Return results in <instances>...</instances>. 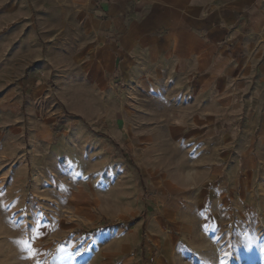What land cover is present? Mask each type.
<instances>
[{"label":"rangeland","instance_id":"obj_1","mask_svg":"<svg viewBox=\"0 0 264 264\" xmlns=\"http://www.w3.org/2000/svg\"><path fill=\"white\" fill-rule=\"evenodd\" d=\"M25 1L23 14L0 10V264H264V151H257L252 139L249 166L225 169L235 176L247 171L230 207L219 214L220 209L206 206L204 215L182 216L190 226L182 230L176 248L163 253L158 246L150 252L141 249L137 240H144L149 217L142 211L131 215L137 201L130 200L127 183L116 182L130 169L135 181L164 173L149 166L140 171L131 145L144 135L164 136L175 121L158 116L169 107L150 102L142 89L128 95L132 89L108 88L94 67L81 65L86 56H94L90 34H80L79 23L71 30L59 23L63 15L83 16L76 3L68 8L65 0ZM70 31L76 33L69 36ZM116 112L121 117L118 134L110 120ZM59 117L66 121L58 123ZM67 123L77 128L71 130ZM220 126L227 134L231 127L239 128V121ZM224 140L232 143L234 158L242 153L239 134ZM95 142L110 149L101 167L85 150ZM58 146L68 153L83 149L76 170L60 159L50 160L51 172L68 181L73 206L86 207L78 200L79 188H103L95 199L97 214L72 217L71 226L60 210L46 213L47 199L33 196L37 164L32 149ZM164 170L178 185L209 173L183 166Z\"/></svg>","mask_w":264,"mask_h":264},{"label":"crops","instance_id":"obj_2","mask_svg":"<svg viewBox=\"0 0 264 264\" xmlns=\"http://www.w3.org/2000/svg\"><path fill=\"white\" fill-rule=\"evenodd\" d=\"M8 1L0 0V10L7 14L10 9L16 16L26 3ZM65 1L68 8L76 3L83 16L63 15L59 23L69 30L79 23L78 32L89 33L94 43V56H86L81 65L94 67L108 88L132 89L128 95L142 89L150 102L158 100L169 107L158 116L175 121L168 124L164 136L157 139L144 135L131 143L140 171L149 166L164 173L135 181L130 169L116 183H127L130 200L137 201L136 207L130 208L131 215L142 211L149 217L144 223V240H137L141 249L150 252L158 246L163 253L176 248L182 243V230L190 226L182 216L204 215L206 206L220 209L216 212L219 214L230 207L236 187L242 188L247 174L241 170L235 176L232 168L249 166V141L256 140L257 151H264V0ZM75 33L70 31L69 36ZM59 119L58 123L66 121ZM120 119L117 112L112 113L116 134ZM236 121L239 128L231 127L224 133L220 125ZM65 126L77 128L70 123ZM237 134L242 153L234 158L233 145L224 136ZM90 147L85 149L88 156L101 167L107 161L109 145L95 142ZM82 150L78 146L69 153L59 146L32 149L37 164L33 196L47 199V214H59L60 210L68 221L97 214L95 199L103 188H79L78 200L87 204L84 208L73 206L68 181L50 169V160L60 159L76 170ZM42 160L40 166L38 161ZM173 166L205 168L209 173L178 185L164 170ZM226 168L232 170L226 173ZM138 199L148 203H139ZM138 224L134 226L136 232ZM163 256L169 259L170 255Z\"/></svg>","mask_w":264,"mask_h":264},{"label":"snow or ice","instance_id":"obj_3","mask_svg":"<svg viewBox=\"0 0 264 264\" xmlns=\"http://www.w3.org/2000/svg\"><path fill=\"white\" fill-rule=\"evenodd\" d=\"M24 243V245H25V247L26 248H28L29 247V245L27 244V242H23ZM29 250L31 251V249L29 248Z\"/></svg>","mask_w":264,"mask_h":264}]
</instances>
